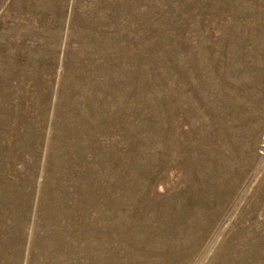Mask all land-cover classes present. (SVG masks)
I'll use <instances>...</instances> for the list:
<instances>
[{"label": "rangeland", "instance_id": "374dc122", "mask_svg": "<svg viewBox=\"0 0 264 264\" xmlns=\"http://www.w3.org/2000/svg\"><path fill=\"white\" fill-rule=\"evenodd\" d=\"M0 264H264V0H0Z\"/></svg>", "mask_w": 264, "mask_h": 264}]
</instances>
